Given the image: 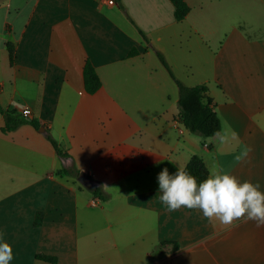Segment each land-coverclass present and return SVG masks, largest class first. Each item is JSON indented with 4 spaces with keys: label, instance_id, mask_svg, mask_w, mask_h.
Segmentation results:
<instances>
[{
    "label": "crops",
    "instance_id": "0c3cea01",
    "mask_svg": "<svg viewBox=\"0 0 264 264\" xmlns=\"http://www.w3.org/2000/svg\"><path fill=\"white\" fill-rule=\"evenodd\" d=\"M186 2L178 22L169 0H0V107L38 119L67 154L29 124L4 134L0 114V236L11 264H264V227L226 231L160 201L158 173L192 156L208 176L222 169L264 191V0ZM86 60L102 83L93 94ZM169 71L207 85L226 142L177 130ZM71 168L90 185L58 173Z\"/></svg>",
    "mask_w": 264,
    "mask_h": 264
},
{
    "label": "clouds",
    "instance_id": "9594fccd",
    "mask_svg": "<svg viewBox=\"0 0 264 264\" xmlns=\"http://www.w3.org/2000/svg\"><path fill=\"white\" fill-rule=\"evenodd\" d=\"M221 143L228 137L217 133ZM233 138L236 134H232ZM247 155V152L244 153ZM242 157L238 156L237 160ZM161 203L168 212L182 208L198 210L209 222H218L226 231L239 223L253 221L264 227V191L259 183L241 182L222 169L212 170L202 182L183 168L170 173L167 167L157 176ZM12 246L0 236V264H11Z\"/></svg>",
    "mask_w": 264,
    "mask_h": 264
},
{
    "label": "trees",
    "instance_id": "16d2710c",
    "mask_svg": "<svg viewBox=\"0 0 264 264\" xmlns=\"http://www.w3.org/2000/svg\"><path fill=\"white\" fill-rule=\"evenodd\" d=\"M174 7V18L176 21H182L189 13V6L186 0H169ZM142 34V32H140ZM143 35V34H142ZM9 59L12 63L15 57V49L11 43L7 44ZM137 54V50L132 48L129 52V56ZM161 61L165 64L164 58L160 53H157ZM166 66V65H165ZM167 67V66H166ZM168 68V67H167ZM169 70V69H168ZM174 79L178 88V105L179 115L178 119L182 123L185 129L189 130L193 134H197L203 137H213L217 133L221 132V120L217 111L214 108L212 100L207 96V85L198 84L195 86H186L179 80H177L171 71H169ZM83 81L85 91L89 94L97 92L101 86V80L96 72V69L90 60H86L83 68ZM0 114L3 116V126L1 131L4 134H8L21 125L29 124L34 129L39 130L44 128L45 137L51 142L57 155L61 158L67 157V154L59 147L56 140L45 124L41 123L38 119L32 118L24 112L6 111L0 107ZM184 170L197 178V182H202L208 177V170L203 160L198 156H192L186 164ZM59 174H70L75 176L79 175V170L76 168L61 169ZM92 193L99 197L101 200L106 198L101 188L92 186L90 187ZM43 260L54 262L53 257H42Z\"/></svg>",
    "mask_w": 264,
    "mask_h": 264
},
{
    "label": "water",
    "instance_id": "95a60500",
    "mask_svg": "<svg viewBox=\"0 0 264 264\" xmlns=\"http://www.w3.org/2000/svg\"><path fill=\"white\" fill-rule=\"evenodd\" d=\"M39 131H42L43 132L44 131V128L41 127L39 129ZM78 181L80 183H82L84 186H89L90 185V180H89V178H88V176H87V174L85 172H80L79 173V175H78Z\"/></svg>",
    "mask_w": 264,
    "mask_h": 264
},
{
    "label": "built area",
    "instance_id": "2783aa9c",
    "mask_svg": "<svg viewBox=\"0 0 264 264\" xmlns=\"http://www.w3.org/2000/svg\"><path fill=\"white\" fill-rule=\"evenodd\" d=\"M107 2L109 3V4H113L114 3V0H107ZM25 114H27V115H29V113L28 112H24ZM175 123H176V125H177V130L180 132V133H182L183 131H184V126L182 125V123L180 122V120L179 119H177V120H175Z\"/></svg>",
    "mask_w": 264,
    "mask_h": 264
},
{
    "label": "rangeland",
    "instance_id": "374dc122",
    "mask_svg": "<svg viewBox=\"0 0 264 264\" xmlns=\"http://www.w3.org/2000/svg\"><path fill=\"white\" fill-rule=\"evenodd\" d=\"M26 9H27V8H26V7H24V11H26Z\"/></svg>",
    "mask_w": 264,
    "mask_h": 264
}]
</instances>
